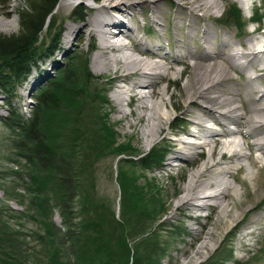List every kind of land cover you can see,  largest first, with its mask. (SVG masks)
<instances>
[{
  "label": "rangeland",
  "instance_id": "obj_1",
  "mask_svg": "<svg viewBox=\"0 0 264 264\" xmlns=\"http://www.w3.org/2000/svg\"><path fill=\"white\" fill-rule=\"evenodd\" d=\"M117 1L119 0H60L54 9L56 18L54 27L49 32L48 24H46L37 46L41 53L43 48L51 44L54 34L61 28V48L56 50L54 56H48L46 59L44 57L42 65L39 64L40 68H34L29 79L16 82L13 88L0 89V215L2 219L20 232L15 239L20 249L27 254L28 264H42L41 259L45 263L48 245L44 237L46 236L44 223L36 210L30 209L32 192L28 177L33 167L27 155H29L28 147L32 141L25 136L26 132L11 119L10 113L12 109L19 110L27 119L38 116L43 121V111L38 106L40 91L47 86L50 87L48 83L51 78L64 74L63 70H60L63 62H67L66 70L69 74L78 72L80 76L83 74L81 68L85 62L84 66L89 63L92 70L87 74L89 79L84 84L79 82V86L83 88V90L80 88V100L83 104L78 114L83 127L73 132V136L70 133L78 140L79 150L74 160L82 162L83 167L81 193L86 195V201H89L88 205H91V208L94 206L101 213L106 212L113 215L116 220L125 222L127 228L132 229L131 225L135 226L139 222V229L129 239V245L132 248L137 247V251L135 253L134 249L132 250L128 264H135L136 261L139 264H264L263 199L252 203V206L258 204L257 207L225 239L220 233L208 248H202L199 253H195L201 243L199 237L205 238L208 235L207 227L214 223V219L208 217L212 210L201 209L195 213L189 209H176L174 204L190 169L194 167L193 162L196 155L193 151H201V147H192V153L184 161L174 156L178 149L177 145L169 142L161 143L165 136H168V140L172 142L178 137L172 129H180L185 122L184 108H173L170 103L168 105L169 120L166 124L174 122L177 125L171 129L166 127L155 135V146L152 143H145L139 128L124 127L126 119H120L116 112L117 105L113 99V93L117 84L123 81L113 82L108 75L99 74L92 67L91 56L94 47L91 43L97 40L96 37L93 38L89 33L80 35L78 28L67 37L65 36L69 26L84 25L90 16L97 13L101 5ZM158 1L162 9L158 19L166 23L160 27L168 33L173 31L179 37L186 36L188 18L195 16L193 18L195 25L200 29L220 30L221 37L237 43L234 46L235 50L248 49L249 44L246 42L252 38L264 45V0H217L219 8L208 11L198 9L195 15H190V10L186 8L184 10L187 18L179 20L178 27H175L174 23L176 16L182 11L181 8L183 5H191L195 0ZM78 5L83 7L81 15L74 12ZM30 7V0H0V34L19 33L21 30L20 12L30 11ZM228 12L229 15L226 14ZM2 21L8 24L2 25ZM135 21L132 20L133 23H130L138 33H141V36H143L142 32L146 33V36H143L145 43H159L166 51L173 50L172 42L168 40L169 34L164 35L160 32L159 35L162 38L160 41L152 37L155 33L154 23L148 15L139 14ZM125 39L129 41L128 38ZM240 42L246 45L242 46ZM129 43H138V40L135 39ZM195 49H197L196 45ZM189 60L193 61V58L190 57ZM237 61V64H243L244 59L239 58ZM177 68L183 69V64H177ZM244 73L248 76L260 74L264 77V71L260 65L247 66L245 69L235 67L231 69L233 82H242ZM161 84L163 86L167 84L168 89L176 94L180 91V86L175 82L168 84L163 81ZM258 84L259 88L264 91V79L259 78ZM257 93L260 94V92ZM168 96L169 94L166 95L167 99H169ZM171 99L174 103L178 100V96H172ZM124 102L126 110L130 111L127 100ZM40 106L43 108L41 104ZM129 119L133 120V115L129 114ZM105 122L114 129L117 139L127 144L124 148L120 147L123 151L121 154L117 150L101 148L99 138L100 133H104L101 128ZM235 127L233 125L232 128L235 129ZM189 128L196 129L193 125ZM69 129L65 130L69 131ZM188 137L185 139H194ZM128 145H130L129 148ZM151 147H161L163 158L157 166L146 167L139 162L138 158ZM246 151L249 150L246 149ZM131 153L135 155H130ZM121 156L128 157L129 160L124 161ZM122 168L126 170L135 186L143 187L147 197L154 196L155 200H150L149 203L150 205L155 203L156 213L145 216L140 221H134V213L129 210L128 205L124 206L122 203L124 192L119 182ZM257 171L262 172V170ZM263 177L264 174H261V178ZM79 200H74L72 203L77 215L82 206ZM57 210H53L51 219L60 226L62 218ZM70 247L68 243L63 245L65 248L63 253L67 255V260L73 259ZM146 252H149V259L151 258L149 262L146 261ZM132 256L135 258L133 261Z\"/></svg>",
  "mask_w": 264,
  "mask_h": 264
},
{
  "label": "bare ground",
  "instance_id": "obj_2",
  "mask_svg": "<svg viewBox=\"0 0 264 264\" xmlns=\"http://www.w3.org/2000/svg\"><path fill=\"white\" fill-rule=\"evenodd\" d=\"M186 8L190 15H195L198 9H217L219 3L195 0L191 5H183L175 18V27L179 20H186ZM161 12L158 0L104 3L84 25L69 26L65 36L78 28L80 35L89 33L96 37L91 43L94 47L92 67L97 73L108 75L113 82L123 81L113 93L116 112L120 119H126L124 127L139 128L145 143L155 146V135L177 125L166 124L170 103L173 108H184L185 122L180 129H172L178 137L172 142L165 136L161 143L177 145L174 156L184 161L192 153V147H201V151H193L194 167L174 204L176 209L195 213L201 209L212 210L208 217L213 218L214 223L207 227L205 238L199 237L197 254L200 249L208 248L220 233L225 239L257 207L258 204L252 206V203L264 200V177L261 178L264 174V91L258 84V79L264 77L244 73L242 82H233L231 75L235 67L245 69L260 65L264 71V45L252 38L246 42L248 49L235 50L237 43L221 37L220 30L200 29L195 25V16L188 18L187 35L179 37L160 27L166 25L158 19ZM139 14L148 15L153 21V38L160 41V32L169 34L171 52L162 44L144 42L146 33L142 32L141 36L130 23L136 22ZM125 38L130 42L136 39L138 43L130 44ZM246 43L240 42V45ZM239 58L244 59L243 64H237ZM179 63L183 64V69L177 68ZM84 68L87 73L92 70L89 63ZM163 81L178 84L179 93L170 91L167 84L163 86ZM175 95L178 100L173 103L170 98ZM125 100L130 111L124 107ZM129 114L133 115V120L129 119ZM190 125L196 129L189 128ZM184 135L194 139H185Z\"/></svg>",
  "mask_w": 264,
  "mask_h": 264
},
{
  "label": "trees",
  "instance_id": "obj_3",
  "mask_svg": "<svg viewBox=\"0 0 264 264\" xmlns=\"http://www.w3.org/2000/svg\"><path fill=\"white\" fill-rule=\"evenodd\" d=\"M59 1L30 0L31 10L20 12V32L0 34V89L13 88L16 82L29 79L33 69L40 68L44 57L46 59L48 56H54L60 42L61 28L54 34L51 44L43 48L41 53L37 42L41 39L46 24L49 32L54 27L56 21L54 9ZM74 12L78 15L83 14V7L78 5ZM66 63L63 62L60 66L64 74L51 78L48 83L50 87L43 88L38 95V106L43 111V121L38 116L27 119L19 110L12 109L10 113L11 119L32 141L27 155L33 167L28 177L32 192L30 209L36 210L42 217L46 231L44 237L48 245V253L45 255L47 260L43 263L41 259L40 263L128 264L132 250L134 249L135 253L137 251V247L132 248L129 245V239L139 229L137 221L157 212L155 203L153 205L149 203L155 198L152 195L147 197L143 187L135 186L126 170L122 168L119 175L124 192L122 203L124 206L128 205L129 210L134 213V221L137 224L131 225L132 229L127 228L125 222L118 221L113 215L101 213L94 206L91 208V205H88L86 195L81 193L82 162L74 160L79 150L78 140L72 137V134L83 127L78 114L83 104L80 100L79 82L84 84L89 77L84 68L85 62L82 64L81 76L78 72L69 74ZM66 128H70L69 131L65 130ZM101 129L104 130L99 138L101 148L117 150L121 154L123 151L120 147L124 148L127 144L117 139L109 123L105 122ZM162 154L161 147H151L149 151L139 156L138 160L146 167L157 166L163 158ZM121 159L129 160L125 156H121ZM77 199L82 202L78 215L74 212L72 204ZM55 209H58L62 218L60 226L51 219V213ZM2 218L0 215V264H28L27 254L20 249L15 239L20 232ZM67 243L72 249V260H67V255L63 253L65 249L63 245ZM146 261H151L149 252H146ZM135 264H139L138 261Z\"/></svg>",
  "mask_w": 264,
  "mask_h": 264
}]
</instances>
